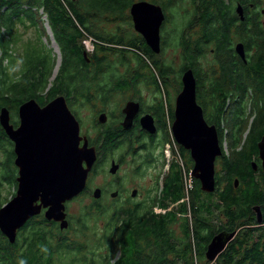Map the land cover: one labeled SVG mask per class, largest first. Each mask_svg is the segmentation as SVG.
<instances>
[{
	"label": "trees",
	"instance_id": "trees-1",
	"mask_svg": "<svg viewBox=\"0 0 264 264\" xmlns=\"http://www.w3.org/2000/svg\"><path fill=\"white\" fill-rule=\"evenodd\" d=\"M17 1L21 2L18 8L11 9L10 5L7 12L0 13V29L6 28L8 33L0 36V52H2L0 109L7 100L14 102L20 99L53 98L57 94L64 93L78 98L91 95L90 91L106 102L113 99L116 94L131 89L129 87L132 82L133 84L136 81L143 82L140 69L151 71L150 66L142 61L141 66L132 73L128 70L124 77L117 75L107 56L116 55V59L121 64H128L130 55L122 54L128 53L130 51L128 47L133 49L132 46L135 47L136 43L128 42L123 34L113 42L110 39L111 35L97 30V26L103 22L112 23L121 20L127 23L126 12L133 0H1V5L11 2L15 4ZM150 1L160 2V0ZM242 1L247 3L256 0ZM191 3L195 11L193 17L200 18L198 23L194 19L191 22L199 25L201 30V41L197 50L202 51V45L205 43L217 41L219 51L220 42L226 43L221 39V36L225 39L222 25L225 19L231 17L230 8L225 5L226 0H191ZM167 4L173 13L177 9L176 15H170L169 12L172 24L175 18L178 16L182 18L189 12L185 0H167ZM22 5H27V8L22 9ZM39 11L42 13L40 14ZM43 16L62 56L61 68L52 81L50 79L55 66L52 50H48L47 57L35 50L26 52L24 49L22 54H18L16 48L18 40L11 31L15 19L19 18L21 22L31 20V22H39L42 39L46 37L48 40L43 27L45 23L42 20ZM218 22L221 23L220 26H211ZM84 37H92L96 41L93 54L86 58L83 57L85 49L81 43ZM170 39L177 42L176 33H173ZM183 42L192 43L190 40ZM123 44L127 46L124 50L121 49ZM148 51L150 50L145 48L142 53L147 54ZM118 52L121 54L117 55ZM132 52L131 50L130 53ZM19 56H21V66L18 68ZM5 59L8 62L3 65ZM247 64L248 75L242 88L243 93L245 91L248 94L245 104L231 105L226 109L227 98H234L232 94L234 88H231L227 81L216 83L212 86L213 91L216 90L214 106L209 107V113L204 114L207 123L212 124L215 119L218 125L223 124L221 131L217 129L222 156L216 159L217 173L213 193L202 192L199 182L192 180L191 190L186 195L182 169L176 162H171L167 176L161 175V186L158 185L160 176L157 178L155 188L157 192H154L147 211L141 213L139 207H127L125 210L115 212L118 206L116 204L104 208L103 205L92 201L93 203L84 208L78 217H71L70 228H74L72 221L75 222L83 235L93 232L92 227L87 226V220L98 219L106 222L102 236L105 238L107 252L110 250L108 253H111V256L105 258L106 262L104 261L103 264H193L197 251L202 248L203 256L206 245L214 234L228 231L230 233L235 231L238 234L218 255L220 264H229V260L243 258H248L247 264H264V170L257 153V143L264 133V41L261 50L256 56L249 58ZM222 69L223 72H227V68L222 67ZM162 70L169 73V68L167 70L164 67ZM229 74L230 72L223 73L226 79L229 78ZM129 76L133 78L129 79ZM153 82L155 86L157 84L155 74ZM220 87H223L221 91L218 90ZM204 110L206 112L207 107H203ZM251 117L254 118L250 125ZM109 130L113 131L110 127H106L104 137L100 135L93 139V143L96 145L102 143L110 153L118 145L122 147L126 145L125 142H128L130 149L133 148L132 143L126 141L120 134L122 132ZM167 131L164 144L170 140L169 127ZM225 142L228 153L224 148ZM180 157L185 169L190 170L192 166L189 167L185 163L182 154ZM252 163L256 164L258 168L256 171L252 169ZM235 181H237L236 187ZM9 194L10 192L8 196ZM8 196H6L7 200ZM5 203H0V207ZM171 204L178 206L175 210L163 214L153 211L154 207L165 211ZM256 207L260 210L261 223H257L256 220L254 211ZM178 215L181 217L179 224L181 236H176L172 230ZM118 219L121 224L118 222L114 224L113 220ZM29 226L34 231L28 242V248L19 246L17 242L10 245L0 238V264H63L62 258L70 252L73 264L84 262L85 253L82 249L87 241L83 243L74 241L70 244V241L61 235L62 233L54 230V225L47 227L48 224H45L40 217H34ZM22 236V240H25L24 235ZM102 236L91 241L102 242L104 240ZM74 253L77 255H73ZM117 253L118 259L110 263Z\"/></svg>",
	"mask_w": 264,
	"mask_h": 264
},
{
	"label": "flooded vegetation",
	"instance_id": "flooded-vegetation-1",
	"mask_svg": "<svg viewBox=\"0 0 264 264\" xmlns=\"http://www.w3.org/2000/svg\"><path fill=\"white\" fill-rule=\"evenodd\" d=\"M141 1H145L148 3L154 4L156 6H159L164 16V20L162 21L159 27V30H158L160 51L157 54L153 53L149 49V47L146 45L144 37L141 35V33H139L136 30L134 18L130 14V11H129L131 5L141 2ZM13 3L14 2H11L7 5H1V0H0V11H1L0 13L3 14L7 12V10H9L8 8L10 5H11V9L18 8L21 2L17 1V3L15 4ZM263 4H264V0L250 1L247 3L243 2L242 0H229V1L226 0L225 5L228 8H230L231 17L225 19L224 20L225 23L222 25V27L224 28V32H225V39L223 38V36H221V39L225 40L226 43L222 44V42H220L219 51L217 48V41H215V43H212V42L205 43V44L202 43L203 50L200 52L197 50V46H199V43L201 41L200 40L201 30L199 28V25L191 24V22L194 19L198 23L200 18H197L198 16L194 18L193 16L195 15V11L188 10L189 12L187 11L188 12L187 15H184L182 16V18H179L180 19L179 27L181 28L178 30V32H176L177 42L179 44L178 45L179 54L177 58L178 65H177L176 75L171 79L170 77L171 70L169 67L164 66V62H163L164 48L166 47L167 42L170 40V37L173 36V32L172 34H170V30H169L170 17L168 16L170 12V6L169 4H167V0H160V2H156V1L151 2L150 0H133L131 2V5L129 6V9L127 10L128 21H126L129 24V30L131 32H130V36H126L124 38L128 42L130 41L133 44L136 43L137 45L135 44L136 48H134V50L128 47L130 50L128 52V56L130 55V57H132L130 54L132 50L133 51L132 53L137 55L141 61L145 62L146 65L150 66V68L151 67L155 68L158 72V77H159V78H156L157 84L155 86L153 84L152 88L151 87L148 88L146 84H143V82L141 81L139 83L136 81L135 84H133L132 82L129 88H131L130 90H132L134 93L130 95L128 98H126L124 100L125 102L123 101L124 104L121 103L119 109L109 112V114H107L104 111V106L106 105L105 103L107 101L103 102V100L100 97L94 96L91 91L89 92L91 94L89 96L91 97L83 96V97L77 98V97H74L73 95H68L67 93H64V94H57L53 98H43V99H33L32 98L40 108H43L47 104L52 102L56 97H63L64 103L68 111L74 116V118L78 122L79 135L81 137H85L88 141V146L94 147L97 153L96 162L92 168L91 173L88 175V178L86 181V187L84 191L80 195H78L76 198H73L72 200L65 203V212H66V219L68 221V227L66 229L60 230L59 223L52 222V221L51 222L46 221L43 217L44 210H42L41 213L36 217H40L44 221L45 224H48L47 227H52L51 225H54L55 226L54 230H56L58 233H62L61 235L66 237L68 241H70L69 242L70 244L73 243L74 241H77L78 239H81V241L85 239V236L83 235L80 229L70 228L71 215L68 212L67 205L75 201V199L83 197L90 192L88 188L89 187L88 180L90 176L92 174L93 175L96 174L99 165L104 166L108 162L109 156H110L109 149L108 148L106 149L105 146L103 147L102 143H98L97 145L93 143V139L95 140L100 135L101 137H104L106 127L107 128L110 127V129L113 130V131L109 130L110 132H122L120 134H122V136L126 139V141H130L132 143L133 150L128 147V142H125L126 145H124L123 147L118 145L112 150V151L121 150V149L123 150V153L120 154L118 161H114V160L110 161V163L112 161L117 163L119 165V169L117 173L111 177L109 182L106 183L105 186L98 188L101 190V197L98 200H94L93 198L92 199L93 201H96L98 205L99 204L103 205L105 200L110 198L111 204L118 205L116 207L117 210L115 212L117 211L119 212L120 210H125L127 207H139L141 213L147 211V208L149 206V202L151 201V196H152L149 193L152 191L147 190V193L143 194L139 188H132V189L125 188L126 183H124L121 180L120 176L118 175L123 165L126 163V157H130V159L132 160L130 164L132 167V174L134 175H138L140 172L142 174L144 170L152 171L153 169H155V174H158L159 172L158 166L162 162V159L163 160L165 159L167 167L166 166L164 167L163 176H167V172L170 169L169 164L173 162L171 160V158L174 157L172 154H178V155L182 154L184 157L185 163L189 167L190 166L193 167V161L190 157V152L188 150H185L183 147H181L175 142L173 135H172V129H171L173 121H174V116H175V99L177 95L182 91V88H183V82H182L183 75L186 71H191L195 79L196 104L202 108V111H203V107L205 108L207 107L206 112L205 110L203 111V117L205 113H209V107L214 106L213 104L215 103V99H216L215 98L216 90L213 91L214 89H212V86L216 83L219 84V83H223L227 81L229 86H232L231 88H234L232 92L234 98L233 99L227 98L226 103H225L226 109H228L231 105L243 106L245 102L248 100L247 92L244 91L243 93V90H242V88L244 87L245 81H246L245 78L248 75L247 73H248L249 66L247 62L249 61V58L256 56L258 51L261 50V46H263V41H264V13L262 12ZM238 5L242 7L243 20H241L240 16L236 13V7ZM194 6L197 7V5H194ZM21 8L26 9L27 5H22ZM20 16H22V13H20ZM220 25L221 23L218 22L211 26L216 27ZM25 26H30L34 28V40H36L38 33L40 31L39 22H35V21L31 22V20L21 22L19 18L14 20V25L11 27V31L12 33L15 34V38L18 41L20 40V38H22L23 36L22 29ZM2 34H5V35L8 34L6 28L0 29V36ZM120 35L121 34L114 35V37L111 36L110 39H112L113 42H115L118 40V37ZM6 38H9V36H6ZM11 38L14 40L13 37ZM184 40H190V42L192 43L183 42ZM95 42L96 41L94 40V43ZM164 43H165V46H164ZM142 44L144 45V47ZM237 44H241L243 47V51L245 54V61H243L241 57L235 51V46ZM126 47L127 46L123 44L121 49L124 50ZM145 48H148L150 50L147 52V54L142 53L144 52ZM94 49L95 47L93 48V52H94ZM85 53H86V57L89 56L87 54V51H85ZM116 54L119 55L121 54V52H118ZM1 55H2V52H0V56ZM83 57H84V53H83ZM5 60L4 61L6 65L8 61L7 59ZM87 62L89 64L88 59H87ZM136 67H137V64L134 60V67L129 69L131 73L136 69ZM164 67H166L167 70L169 68L168 70L169 73H167V71L162 70L164 69ZM222 67L227 68V72H223ZM60 68H61V62H60V65L58 66V70ZM228 72H230L229 78L226 79L223 73H228ZM158 81L160 82L159 83L160 85L158 84ZM170 85L173 86L171 89H170ZM162 89L164 90V92H162ZM222 89L223 87L218 88V90L220 91ZM30 99H26V100L20 99L14 102H10V100L5 101L6 103L3 106V108H6L8 112V125L12 128V130L16 131L17 129L20 128L21 119L19 115V108L23 103L29 101ZM128 101L138 103L139 110L132 120V125L130 129L123 130L121 127V123L123 122V119H124V114L122 110H123L124 105ZM92 102L93 104L97 103L99 105V108L93 110L92 108H94L95 106L91 105ZM109 102L110 100H108L107 103ZM90 106L92 108H89ZM90 110H92L93 114L91 118L89 119V121L91 122L90 123L91 125L88 130V128L86 127L85 119L83 118V117L86 118L87 114H84L83 112L90 111ZM101 114H104L106 117V121L104 124H101L98 122V116ZM144 116H149L151 118L153 122V126H154L153 133H149L148 131L142 128L140 124V119ZM253 118L254 117H251L250 119V122H249L250 125L252 124ZM207 124L210 126L212 125L215 128L217 127L216 130L218 129L219 131H221V128H223L222 127L223 124L218 125L215 119H213L212 124H209V123ZM168 127H169V137L171 140H167L168 142L164 144L166 135L168 134V131H167ZM87 130L88 132L90 130L96 131L95 137L92 138V136H89V134L87 133ZM218 130H217V133H218ZM225 132L226 131H224V133ZM166 144H169L171 146V158L169 160H167V158L165 157L164 151H163ZM63 145H64V142H63V139H61L59 141V144L56 146V148L62 151ZM82 145H83V141H80L79 147H82ZM14 159H15V143L9 137L8 133L0 125V198L2 197V192L4 193L10 192L8 196L9 200L15 195V191L17 188L16 179L18 176V169L14 164ZM154 165H157V166H154ZM216 171L217 169H216V164H215V176L217 173ZM156 180H157V175H154L153 180H151L150 182L156 183ZM192 180H195V179L192 178ZM136 186L138 187L140 185H136ZM5 188L6 190L3 191L2 189H5ZM133 191H135L136 193L135 197H132L131 195ZM114 193L116 194V197L112 198V194ZM137 197L140 200H135L137 199ZM8 201H6V203ZM130 202H134V204H130ZM92 203L93 202H91L90 204ZM155 209L156 207L153 208L154 212H155ZM166 211L168 210L165 209V212ZM32 220H34V217L28 220L27 223L17 231L15 243L17 242V244H19V246L21 247L28 248V242L31 238V235H33L32 231H34L32 230L31 226H29ZM101 222H102L103 227L100 228L99 230L102 231L101 235H103L104 230H105L104 225H106V222L105 221H101ZM116 222L121 224L120 219L115 220V221L113 220L114 224ZM91 230L95 231L93 228H91ZM69 231H73L75 233V236L73 238H70L67 235L63 234L64 232H69ZM228 233H230V231H228ZM237 234L238 233L235 232V238ZM22 235H24V238L26 241L22 240V237H23ZM27 237L28 239H26ZM102 237L104 240L99 243H94V248L91 251H88L87 242L83 245L82 251L83 253H85V257L91 256L93 257V261L90 263L82 262L81 264H103L104 263L105 258H104L103 251L106 246H105V238L104 236ZM212 237L208 241L209 243ZM0 238L3 241L8 242V240L4 236ZM47 239L49 242H51V239H49V237H47ZM91 239H95L93 236V232L91 233L90 240ZM208 244L206 245V249H207ZM10 245H13V244H10ZM197 252L198 254L196 256H197L198 263H195V264H201L204 261V259H205V262L209 264H220L221 263V260L218 259V256L213 261H207L205 257L206 250L204 251V254L202 256V248H200L199 251ZM70 253L62 258L63 264H73L72 263L73 257H72V254ZM107 254L111 256L110 253L107 252ZM73 255H77V253H74ZM118 257L119 255L111 259L110 263H114L118 259ZM171 259L175 260L174 258H171ZM228 262L229 264H247L249 263V260L248 258L232 259V260H229Z\"/></svg>",
	"mask_w": 264,
	"mask_h": 264
},
{
	"label": "water",
	"instance_id": "water-1",
	"mask_svg": "<svg viewBox=\"0 0 264 264\" xmlns=\"http://www.w3.org/2000/svg\"><path fill=\"white\" fill-rule=\"evenodd\" d=\"M262 8L264 13V4ZM129 11L146 45L153 53H159L158 30L164 20L160 7L141 1L131 5ZM236 13L243 20L240 5L236 7ZM235 51L245 61L241 44L235 46ZM182 82V91L175 99L172 135L178 145L190 152L193 161L191 177L199 182L202 192L213 193L215 161L222 154L218 133L214 126L207 124L202 108L196 104L195 79L191 71L184 73ZM138 110V103L128 101L124 105L123 130L130 129ZM19 115L21 125L14 131L8 125L6 108L0 109V125L15 143L14 164L18 169L15 195L0 207V233L9 244L15 243L17 231L42 210L46 221L59 223L60 230L66 229L65 203L84 191L88 174L97 159L95 148L89 147L87 139L79 135L78 122L68 111L63 97H56L43 108L30 99L20 106ZM105 121L104 114L98 116L99 123L104 124ZM140 124L149 133L154 132L149 116L142 117ZM61 139L64 142L62 151L56 148ZM80 141H83L82 147H79ZM257 151L264 170V135L257 143ZM251 167L254 171L257 169L255 163ZM118 169L119 165L112 161L108 172L115 175ZM91 196L98 200L100 189L93 190ZM132 196H136L135 191ZM254 211L257 223H261L259 208H254ZM234 236L235 231L214 235L206 249V260L216 259Z\"/></svg>",
	"mask_w": 264,
	"mask_h": 264
},
{
	"label": "rangeland",
	"instance_id": "rangeland-1",
	"mask_svg": "<svg viewBox=\"0 0 264 264\" xmlns=\"http://www.w3.org/2000/svg\"><path fill=\"white\" fill-rule=\"evenodd\" d=\"M185 5H186L188 10H194V8L192 7L191 0H185ZM39 13L41 14L42 12L39 11ZM126 14H127V12H126ZM174 14L175 15L177 14V9L174 10V13H173L172 10H170V15H174ZM170 15L168 17L171 18ZM42 20H44V21L46 20L45 16L42 17ZM174 20H175V22L173 24L170 22V25H169L170 34H172V32L173 33L178 32V30L181 28V27H179V25H180L179 16L177 18H175ZM168 22H169V20H168ZM43 27H44V30L46 32V36H48V40H47L46 37H44V39H42L43 37H42L41 29H40V31L38 33V36H37L36 40H34V28L30 27V26H25L22 29L23 30V33H22L23 36L18 41V43L16 45V48H17L18 54H22L24 49L26 50V52L27 51L28 52H33L35 50V51H37V52H39L41 54H44L46 57L49 54L48 50H52V52H51L52 53V57H54V59H55V66H54V69H53V72H52V78L50 79V81H52L53 78L55 77V75L58 72V66L60 65L62 56H61V53H60L58 45L54 41L52 32H51V30H50V28H49V26H48L46 21L43 24ZM97 28H98L97 30L99 32L106 33V34H109L111 36H114V35H117V34H124L125 35L124 37H126V36H130V32H131L129 30L128 22L124 23L121 20H118V21L113 22V23L103 22L102 24L97 26ZM90 38L92 40H90ZM29 41L32 44H29ZM81 43L83 44L85 51H87V54H89V56H91V54H93L92 52H93V48H94V46H93L94 45L93 38L92 37H89V38L84 37L82 39ZM178 45L179 44H177V42L175 40L173 41V40L170 39L167 42V45L164 48V52H163L164 66L170 68V70H171V72H170L171 79L176 75V71H177V65H178L177 58H178V54H179ZM132 47H133L132 50H134V48H136V46L135 47L132 46ZM130 54H131L132 57H129V63L128 64H126V63H122L121 64L119 62V60L116 59V55L113 56L112 54H110L109 56H107V58L109 59V62L112 65V69H114L115 72L117 73V75H119L120 77H124L125 73L130 68L134 67V60H135V62L137 64L136 69L138 68V66H141V62L142 61L139 59V57L136 56L133 53H130ZM122 55L127 56L128 53L126 52V53H124ZM20 57L21 56H19L17 58V62H18L17 67L18 68L21 66ZM3 65H5V62H3ZM150 69H151V71H146L145 69H140V75H141V79L143 80V84H146V86L148 88H150V87L152 88V85L154 84V82H153L154 81V74H155L156 78H159L157 70L155 68H153V67H151ZM132 78H133V76H129V79H132ZM159 83L160 82L158 81V84ZM172 87L173 86L170 85V89ZM162 92H164L163 89H162ZM133 93L134 92L132 90L127 89V90H124L122 92V94H116L113 97V99H110L109 103H107L108 101L105 103L106 105L104 106V111L107 114H109V112H112L114 110L119 109L121 103L124 104V102H125L124 100L126 98H128L130 95H132ZM91 105L95 106L94 108H92L91 106L89 107V108H92L93 110L99 108V105L97 103L93 104V102H92ZM83 113L87 114L86 118L85 117H83V118L85 119L86 127L89 130L90 125H91L90 124L91 122L89 121V119L91 118L93 112H92V110H90V111H84ZM88 130H87V133L89 134V136H92V138H94L95 135H96V131H93V130L91 131L90 130L88 132ZM224 148H225V150L228 153L226 142L224 143ZM121 153H123L122 149L121 150L112 151L110 153L109 160L107 162L108 164L106 163V165H104V166L103 165L102 166L99 165L96 174H94V175L92 174V176H90V178L88 180V186H89L88 188H89L90 192L87 195L83 196V197L75 199V201H73V202H71V203H69L67 205L68 212L71 215V217H78L83 212L84 208H86L93 201V199L91 197V194H92V191L95 188H101L102 186H105L106 183L109 182V180L113 176V175H110L109 172H108L109 167H110V161L111 160L118 161V158H119ZM172 155L174 157L171 158V160L175 163L176 154H172ZM131 161L132 160L130 159V157H126V163L123 165L120 173L118 174L120 176L121 180L124 183H126L125 188H129V189L139 188L142 191L143 194H146L147 190H150L152 192H150L149 194H151L153 196L154 192H157V191H155V188H156L157 185H156V183L150 182V181L153 180V176L154 175H157V178L160 176L158 185L161 186V175H163L164 167L166 166L165 159L164 160L162 159V162L163 161H165V162H163V163L161 162L160 165L158 166V169H159L158 174H155V169H153L152 171L144 170V172L142 174L140 172L138 175H134V174H132V167H131V164H130ZM183 164H184V162H183ZM154 166H157V165H154ZM216 169H217V166H216ZM156 182H157V180H156ZM136 185H140V186L137 187ZM2 190L5 191L6 188L2 189ZM6 196H8V193L2 192V197L0 198V203H5L6 202V200H7ZM152 196H151V198H152ZM8 200H9V198H8ZM135 200H140V199L137 197V199H135ZM130 204H134V202H130ZM149 204H150V202H149ZM111 205H113V204H111L110 198L106 199L105 202L103 203V207L104 208L110 207ZM177 206L178 205H176V206L175 205H169L167 210L168 211L175 210V208ZM155 212L163 214L165 211L156 208ZM180 218L181 217L178 215L175 225L172 226V230L174 231L176 236H181V231H180V228H179V224H180V221H181ZM86 223H87V226H89L90 228L92 227L95 230V231L92 230L94 238L98 239V238H100L102 236L101 235L102 231H100L99 229L102 228L103 225H102V222L100 220H98V219L87 220ZM72 225H73V227L75 229L76 228L79 229V227L73 221H72ZM63 234L67 235L70 238H73L75 236V233L73 231L64 232ZM84 236H85L84 240L81 241V239H78L77 241H79V242L81 241L80 243H83V242L87 241L88 251H91L94 248V243L90 240L91 233L85 234ZM103 252H104V258L110 257L107 254V246L104 248ZM108 252H110V250ZM117 255H118V253H117ZM193 260H194L193 264L198 263L197 262V256H195V258ZM92 261H93V257H91V256L85 257V260H84L85 263H90ZM201 264H209V263H206L205 260H204Z\"/></svg>",
	"mask_w": 264,
	"mask_h": 264
},
{
	"label": "built area",
	"instance_id": "built-area-1",
	"mask_svg": "<svg viewBox=\"0 0 264 264\" xmlns=\"http://www.w3.org/2000/svg\"><path fill=\"white\" fill-rule=\"evenodd\" d=\"M90 40H92V39L90 38ZM164 148L165 149L163 151H164L165 157L167 158V160H169L171 158V146L169 144H166V146ZM175 162L182 169V179H183V183H184L185 192L187 195L188 191L192 187V178L190 175V171L185 169L183 162H182V160L178 154H176V156H175Z\"/></svg>",
	"mask_w": 264,
	"mask_h": 264
},
{
	"label": "bare ground",
	"instance_id": "bare-ground-1",
	"mask_svg": "<svg viewBox=\"0 0 264 264\" xmlns=\"http://www.w3.org/2000/svg\"><path fill=\"white\" fill-rule=\"evenodd\" d=\"M220 148H221V152H222V147L220 146ZM221 156H222V154H221ZM217 158H219V157H217ZM94 164H95V163H94ZM93 166H94V165H93ZM92 168H93V167H92ZM91 171H92V169H91ZM91 171H90V173H91ZM90 173H89V174H90ZM89 174H88V175H89ZM100 191H101V190H100ZM114 194H115V193H114ZM131 195H132V194H131ZM114 197H116V194H115ZM114 197H112V198H114ZM132 197H135V196H132Z\"/></svg>",
	"mask_w": 264,
	"mask_h": 264
},
{
	"label": "clouds",
	"instance_id": "clouds-1",
	"mask_svg": "<svg viewBox=\"0 0 264 264\" xmlns=\"http://www.w3.org/2000/svg\"><path fill=\"white\" fill-rule=\"evenodd\" d=\"M183 162V161H182ZM184 165V164H183ZM189 171H191V169L189 170ZM192 178V177H191Z\"/></svg>",
	"mask_w": 264,
	"mask_h": 264
}]
</instances>
